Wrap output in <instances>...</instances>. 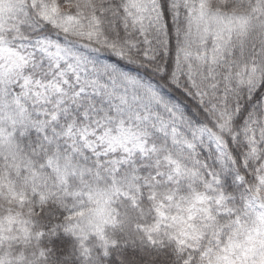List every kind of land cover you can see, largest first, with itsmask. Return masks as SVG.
<instances>
[{"label": "snow or ice", "instance_id": "6c2138e0", "mask_svg": "<svg viewBox=\"0 0 264 264\" xmlns=\"http://www.w3.org/2000/svg\"><path fill=\"white\" fill-rule=\"evenodd\" d=\"M0 264H264V0H0Z\"/></svg>", "mask_w": 264, "mask_h": 264}]
</instances>
